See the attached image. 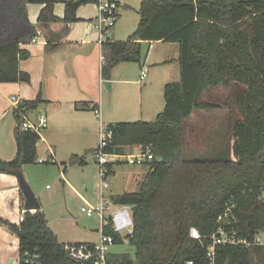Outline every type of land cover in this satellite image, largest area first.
<instances>
[{"label":"trees","instance_id":"trees-1","mask_svg":"<svg viewBox=\"0 0 264 264\" xmlns=\"http://www.w3.org/2000/svg\"><path fill=\"white\" fill-rule=\"evenodd\" d=\"M29 3L43 5L41 25L79 21L80 1L67 0L58 18L50 0H0V84L29 81L20 69L30 57L21 45L37 35ZM138 13L128 40L102 43L103 78L109 80L122 63H140L143 42H164L180 46L181 81L165 86V108L154 121L106 127L112 139L105 153L124 156L126 147L136 145L154 154L139 189L112 197L132 207L134 232L125 239L107 226L104 233L115 237V245L129 243L135 253L111 252L109 263L208 264L207 249L220 230L249 241L264 232V0H145ZM42 102L39 95L22 108L35 111ZM90 110L99 113L96 105ZM195 113L220 127L204 154L187 156L184 128ZM14 115L17 153L12 161H0V173L20 177L37 160L40 135L22 130L21 116ZM115 165L108 166L111 176ZM0 226L18 237L19 264L33 254L41 264H88L69 256L41 211L26 212L20 224L0 216ZM216 264H264V247L216 246Z\"/></svg>","mask_w":264,"mask_h":264},{"label":"rangeland","instance_id":"rangeland-1","mask_svg":"<svg viewBox=\"0 0 264 264\" xmlns=\"http://www.w3.org/2000/svg\"><path fill=\"white\" fill-rule=\"evenodd\" d=\"M142 1L145 0H121L118 9L119 19L116 26L108 32V35L112 37L113 32L117 30L119 39L126 40L133 34L140 21L138 11ZM148 48L149 45H143L141 62H144ZM140 70L139 64L123 63L119 69L112 71L111 80L107 81L112 88L109 90L105 86L106 93L103 104L99 96L97 98L101 115L97 114L96 118L93 117V114H75L68 106L62 107L59 112L54 109V112L48 111L47 113L43 111L52 134L48 144L57 153L56 160L58 164H55L54 159L48 158L47 145L42 142L40 145L42 155L40 157L46 162L39 163L37 159L35 164L24 166L25 172H23V175L33 188L35 195L48 206L47 210L50 214L46 215L50 223L49 226L57 231L61 241L90 239L96 242L99 239V234L94 233V229L99 226V220L88 218L81 212L82 207H84L81 200L72 197L68 202V206L66 205L67 202L62 190L63 183L60 178L61 172L63 173L64 170L69 171L70 181L73 182L85 200L91 204L97 203L100 191L98 190L100 166L94 160L93 154L100 145L101 125L107 127V125L114 122H150L155 120L156 116H151L145 111L144 115L141 114V105L144 99L141 88L144 87L147 79L143 82L144 84L139 82ZM121 81H134V83L125 84ZM4 86L0 91V152L14 153L17 149L15 128L18 121L14 115L11 99L20 96V93H18L14 83ZM24 86L25 93L32 92L29 89L32 87L30 84ZM25 97L32 99L33 93ZM161 99L160 112L164 111L163 100ZM39 112L37 110L30 114L27 121L35 123ZM22 121L23 117L20 123ZM219 127V122L212 121V118L205 115V113H195L186 122L184 128L183 146L186 155L204 154L208 150L211 141L214 140L216 130ZM47 129L42 130L41 134L46 132ZM143 149L142 146H129L125 148V154H134ZM74 155L83 158L87 166L72 164L71 157ZM126 155L119 159L120 164L114 166L113 174L109 177L110 188L106 194L110 198L136 192L150 172V165L148 164L143 166L128 165ZM13 159L15 157L9 161ZM63 161L66 163H63ZM2 189L3 187L0 188V190ZM12 202V199H10L8 204ZM259 237L264 242V232H261ZM111 252L128 253L131 257H134L135 253L134 248L127 242L122 245H115L111 248Z\"/></svg>","mask_w":264,"mask_h":264},{"label":"crops","instance_id":"crops-1","mask_svg":"<svg viewBox=\"0 0 264 264\" xmlns=\"http://www.w3.org/2000/svg\"><path fill=\"white\" fill-rule=\"evenodd\" d=\"M50 1L55 2L54 14L58 18H63L65 15V2L67 0ZM73 1H80L82 4L84 3L85 6L81 5L78 9L77 18L79 21L71 24L52 23L46 26L41 25L38 22V18L43 5H35L34 3H29L27 5L28 19L32 26L36 28L37 35L31 41L21 45L23 49H26L30 53V57L27 60L20 62V69L22 72L29 75V81H21L19 83H14V85H16L15 88H17L18 93H20V96L17 98L20 97V99L22 98L21 100L34 101L41 95L43 102L37 109L39 111H46L48 113V111L54 112V109L59 112L62 107L68 106L75 114H93V117L96 118L97 113L90 110V108L95 105L98 106L100 113H98V115H101V108L97 102V98L99 96L103 104L107 87L105 82L111 80V78L106 80L102 76V66L105 62L104 56H106V53L103 51L102 43L100 42L98 32L95 28V21L98 17L99 10L96 3H87L85 0ZM107 1H114L118 3L119 6L121 4V0ZM129 37L126 40H128ZM107 39L111 41H126L119 39L117 30L113 32L112 37L109 35ZM143 45H149L145 60L144 62L135 63L139 64L141 68L139 82L143 83L147 79V82L145 84L143 83L144 87L141 88V93L144 98L141 105V114L144 115L145 111V113L157 117L163 112L159 111L161 110V98V100H163V107L165 108V86L170 83H178L181 80V66L179 63L180 46L177 43L164 42H143L142 47ZM48 46H51V49H49ZM52 47L54 48L52 49ZM102 58H104V61ZM122 64L116 66L113 70L119 69ZM144 67H147V73L145 79L141 80ZM121 82L125 84L134 83V81ZM25 84H30L32 86L29 88L32 92H24ZM4 85L7 84H0V91ZM31 93H33L34 99L25 97ZM92 93L94 95H91ZM144 104L145 106H143ZM115 123L116 122L112 124ZM49 128L48 126L46 132L43 133L44 135L40 134V141L37 145V159H42V157H40L42 155L40 145L44 142L47 145L46 153L48 158L54 159L53 161L55 164H58L56 160L57 153L50 148L48 144L49 139L52 137ZM95 151L93 154L94 160ZM16 153L17 149H15L14 153H6V151L0 152V161L8 162L13 157H16ZM72 160L75 161L74 164L83 167L87 166L85 160L79 158L77 155L72 156L71 161ZM63 163L66 162L63 161ZM23 172H25L24 167L22 175L24 174ZM60 176L67 206L72 197L80 199L84 205L89 203L79 193L73 182L70 181L69 171L64 170L63 173L61 172ZM23 178L28 185V192L29 190L32 192L39 205L37 211L43 212L46 219H48L46 215L50 214L47 210L48 206L42 202V199L35 195L33 188L24 175ZM2 187L3 189L0 190V216H4L5 219L7 218V220L12 223L20 224L26 212H36V210L27 209V192L25 193L22 188L20 177L0 173V188ZM98 190H100V184ZM98 197L100 198V191ZM10 199H12L13 202L8 204ZM48 224L50 223L48 222ZM52 230L57 235L58 240L63 244H92L97 242L90 239L61 241L57 231L53 228ZM94 233L99 234V226L94 229ZM18 261V237L5 227L0 226V264H18Z\"/></svg>","mask_w":264,"mask_h":264},{"label":"built area","instance_id":"built-area-1","mask_svg":"<svg viewBox=\"0 0 264 264\" xmlns=\"http://www.w3.org/2000/svg\"><path fill=\"white\" fill-rule=\"evenodd\" d=\"M87 3H96L98 5L99 14L95 21V28L98 32L100 42L108 38V32L113 29L118 21V3L107 0H85ZM104 61V58H102ZM147 73V67L142 70L141 80H144ZM17 97H12L11 103L14 111H16L23 121L21 123L22 130H30L37 134H41L42 130L48 128V120L43 111L37 115V121L31 123L28 120L30 113L34 111H27L22 108L23 102ZM36 111V110H35ZM112 139V132L108 131L105 126L101 129L100 145L95 152V161L100 166V198L95 204L86 203L82 207L81 212L88 218H97L99 220V240L92 244H65V250L69 256L79 261L80 263L88 264H110L109 255L111 248L115 246V237L113 235H106L104 229L108 226L113 231V234L124 237L128 234L132 236L134 232L133 209L128 205H117L113 202L112 198L108 197L106 192L110 188L108 166L110 164L120 163L119 159L123 156L105 153ZM126 163L131 166H143L149 164L154 160V154L150 147L140 150L134 154L125 156ZM39 163H45L43 159ZM192 237L200 239V234L197 230L192 229ZM230 245L242 246L251 248L254 246L264 247V242L257 236L253 241L243 240L237 238L235 233L228 234L225 230H220L213 236V243L207 249V262L208 264H216V246ZM20 261H18L19 264ZM25 264H41L40 255H29L24 260ZM185 264H197L196 261L190 260Z\"/></svg>","mask_w":264,"mask_h":264},{"label":"water","instance_id":"water-1","mask_svg":"<svg viewBox=\"0 0 264 264\" xmlns=\"http://www.w3.org/2000/svg\"><path fill=\"white\" fill-rule=\"evenodd\" d=\"M23 81H26V79L24 78ZM105 85L109 89H111V84L109 82H105ZM20 180H21V184H22V188H23L24 192L25 193L27 192V209L37 211L39 209V205H38L36 199L34 198V195L32 194V192L30 190L28 192V185L26 184L22 174L20 176ZM131 237L132 236L130 234H128L125 236V239H130Z\"/></svg>","mask_w":264,"mask_h":264}]
</instances>
